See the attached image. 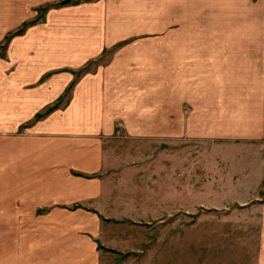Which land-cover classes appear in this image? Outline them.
I'll use <instances>...</instances> for the list:
<instances>
[{
	"label": "crops",
	"instance_id": "1",
	"mask_svg": "<svg viewBox=\"0 0 264 264\" xmlns=\"http://www.w3.org/2000/svg\"><path fill=\"white\" fill-rule=\"evenodd\" d=\"M121 137L237 142L260 199L264 0H0V264L86 255Z\"/></svg>",
	"mask_w": 264,
	"mask_h": 264
},
{
	"label": "rangeland",
	"instance_id": "2",
	"mask_svg": "<svg viewBox=\"0 0 264 264\" xmlns=\"http://www.w3.org/2000/svg\"><path fill=\"white\" fill-rule=\"evenodd\" d=\"M234 144L183 141L163 149L145 140H114L105 166L116 178L112 202L96 213L98 231L88 239L86 255L65 261L256 264L264 186L260 199L248 200L260 162ZM44 259L23 255L19 261Z\"/></svg>",
	"mask_w": 264,
	"mask_h": 264
},
{
	"label": "trees",
	"instance_id": "3",
	"mask_svg": "<svg viewBox=\"0 0 264 264\" xmlns=\"http://www.w3.org/2000/svg\"><path fill=\"white\" fill-rule=\"evenodd\" d=\"M262 186H264V180H263V182H262Z\"/></svg>",
	"mask_w": 264,
	"mask_h": 264
}]
</instances>
